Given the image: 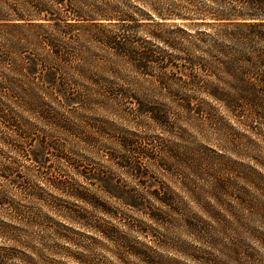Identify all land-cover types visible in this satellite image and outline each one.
Segmentation results:
<instances>
[{
  "label": "rangeland",
  "instance_id": "rangeland-1",
  "mask_svg": "<svg viewBox=\"0 0 264 264\" xmlns=\"http://www.w3.org/2000/svg\"><path fill=\"white\" fill-rule=\"evenodd\" d=\"M24 1L0 4V264H264V97L232 90L264 88V30Z\"/></svg>",
  "mask_w": 264,
  "mask_h": 264
},
{
  "label": "trees",
  "instance_id": "trees-1",
  "mask_svg": "<svg viewBox=\"0 0 264 264\" xmlns=\"http://www.w3.org/2000/svg\"><path fill=\"white\" fill-rule=\"evenodd\" d=\"M14 1L15 3L21 2V0H14ZM37 1L38 0H25L24 2L36 3ZM136 1L140 3V5H142L143 7L150 9V11L154 13L155 17L160 20H164V19L187 20V18L189 17L190 10L184 5L185 0H136ZM208 1L211 2L213 5H215L216 2L219 6L229 10L230 13H232L233 17H235L234 19L236 20L231 23L234 28L237 27L259 28L264 30V0H208ZM2 2H4V0H0V4ZM102 3L107 4V2H102ZM7 17L8 16H6V14L2 13L0 8V22L7 21ZM17 21H22V20H20L19 18L17 19ZM0 25L9 28L7 24H0ZM258 34H259L258 35L259 39L264 38V33L258 32ZM171 40L173 41L174 39ZM167 46L171 48L174 52H181V53H184L185 49L192 47L189 44V46L185 48H178V43L168 44ZM120 50L121 51L123 50V53H128L127 55L132 56L136 66H138L139 68L142 67L144 68L146 66V64L143 63L144 58L141 57L142 55H140L139 52H135L134 50H127V48H123V49L120 48ZM58 58L59 56L56 57V59ZM24 67L27 68L28 70L29 69L33 70L34 68H36V64L35 63L26 64ZM232 90L233 92L236 93L235 97L241 99H247L249 97H264V88L259 89L253 85H244L241 87L233 88Z\"/></svg>",
  "mask_w": 264,
  "mask_h": 264
}]
</instances>
